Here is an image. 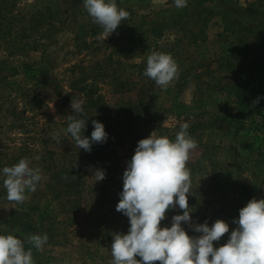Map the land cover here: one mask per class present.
Returning <instances> with one entry per match:
<instances>
[{"label":"rangeland","instance_id":"1","mask_svg":"<svg viewBox=\"0 0 264 264\" xmlns=\"http://www.w3.org/2000/svg\"><path fill=\"white\" fill-rule=\"evenodd\" d=\"M52 1L65 5V0ZM70 1L76 3L77 7L84 6L83 0L66 2ZM35 5V0L17 1V6L24 12ZM132 10L134 14L126 19L129 22L118 26L110 35L116 43L125 47L121 52L123 56L121 61H124L122 69H126L128 73L135 72L130 65L139 63L153 52H159L171 54L178 64L179 73L185 66L196 70V73L203 71L202 76H194L193 81L189 83V88L180 98L183 104L181 107L177 106L175 97L178 95L172 87L176 80L167 89L160 87L156 106L161 113L163 127L173 130L176 124L183 123L185 113L189 114V121H192L193 117L190 115L197 113V110L189 109L192 101H195L193 97L194 99L200 97L205 104L204 108L208 110V114L204 119L210 117L209 114L225 115L223 112L225 108H217L216 104L219 100H225L226 87L239 81L238 73L227 65V61H231L233 67L238 69L244 66L240 76L243 84L242 96L249 101L260 97L264 107V0H187V7L183 8H177L174 0H147L141 9L134 6ZM145 14L155 19L149 21L146 26L135 27L137 25L131 21ZM151 27L155 28V31L161 29L157 46L154 48L151 45L149 50L138 56L135 47L140 39L146 36L153 37L155 31L152 32ZM201 27L204 28L205 40L198 46L189 47L187 42L189 32H195ZM110 36L106 38L102 34L103 39L112 40ZM236 37L247 44L248 57L244 61L239 55ZM70 39V31L62 29L52 37L51 42L46 41L48 44L44 49L46 53H42L44 47L42 44L36 48L34 45L31 46L28 49L30 56L27 61L42 62L46 65L48 56L45 55L52 54L53 75L61 85H65L66 76L62 75L64 69L83 56L68 54ZM183 43H186L185 47H182ZM97 57L103 58L101 55ZM97 57L85 58L84 64L93 63ZM205 70L207 72H204ZM15 79V85H29L21 75L9 80ZM204 81L219 85L222 89L216 88L193 96V87ZM101 89L102 94L109 96L106 87ZM35 91L38 95L34 99L19 97L11 102L14 92L0 86V235L12 234L21 239L25 251L32 252L34 264H112L113 234H127L130 224L125 227L124 221L115 223L109 213L106 214V219L97 217V212L107 213V206L89 209L87 212L82 207L76 214L64 213L42 185L35 192L26 190V199L23 203L7 200V192L3 186L5 178L3 168L17 164L21 158H27L30 163L34 161L28 148L33 139L44 137L40 129L41 123L54 113L57 106L55 98H43L37 88ZM12 103L19 112L23 111L22 116L28 117L23 120L27 123L26 131L23 133L9 128L14 119L3 109L6 106L9 108ZM136 131L139 132L140 128L138 127ZM200 134L201 144L191 152L187 162H194L201 154L205 155V159L195 166L194 172H190L188 203L191 223L202 224L207 221L211 226L217 219L227 222L229 233H226L219 242H214V247H219L227 242L231 231L237 227L233 220L239 218V210L253 198L264 199V166L257 162L255 154V149L261 144V138H253L245 133L233 138L229 117L223 121L220 129L212 132L203 131ZM41 145L42 143L39 147ZM123 149H118L122 158L125 154ZM233 155L239 156L241 165L238 168L229 164V158ZM32 168H38L37 162L32 163ZM43 180L44 176L41 182ZM178 214L182 215L183 210L177 205L166 212L161 227H170L172 217ZM182 227L190 236L200 235L193 231L189 224L182 222ZM45 233L48 241L38 251L28 242V238L33 234Z\"/></svg>","mask_w":264,"mask_h":264},{"label":"trees","instance_id":"2","mask_svg":"<svg viewBox=\"0 0 264 264\" xmlns=\"http://www.w3.org/2000/svg\"><path fill=\"white\" fill-rule=\"evenodd\" d=\"M17 1L0 0V86L14 92L11 102L19 97L36 98L38 95L36 88L43 98L56 99L57 106L54 113L47 116V119L41 123L40 129L44 137L33 139L28 151L33 157L32 160L37 162L41 175L44 176L43 182L40 181L37 184V189L42 185L62 212L76 214L82 207L87 212L89 209L107 206V213L97 212L96 216L106 219V214L109 213L115 223L124 221L126 227L129 220L116 211V205L120 199L119 193L123 190V172L134 155L138 141L147 138L153 131L157 136H167L174 140L180 131V126L185 123L189 125L187 130L189 135L200 145L202 137L200 133L220 129V125L229 117L233 138L244 133L253 138H261V144L255 149V154L257 162L264 166V107L260 99L258 103H253L257 99L256 95L254 101H249L242 96L243 84L240 76L244 66L238 69L233 67L234 64L231 61H227V65L238 73L239 81L228 85L225 89L227 90L225 100H219L216 104L217 108H225L223 111L225 115L209 114L210 117L204 119L208 110L204 108L205 104L200 97L197 99L193 97L195 101H192L189 109H195L197 113L190 115L193 117L192 121H189V114L183 111L185 113L183 123L176 124L173 130H169L162 126L161 113L156 106L160 87L155 81L143 75L148 55L139 63L130 65L129 67L136 71L128 73L126 69H122L124 61H121L123 58L121 52L125 50V47L116 43L111 36L112 40L103 39V29L93 22L84 6L77 7L73 1L66 2L68 0H65L64 6L52 0H35V7L24 12L17 6ZM115 2L118 8L132 15L134 14L132 8L136 6L141 9L147 0H115ZM154 19L145 14L131 22L137 25L135 27L141 28ZM128 22L129 20L124 19L120 26ZM203 27L195 32H189V41H187L189 47L198 46L205 40ZM62 29L69 30L71 33L68 54L70 56L83 54L82 58L64 69L62 75L66 76L65 85H61V82L53 75L54 56L52 57V54L45 55L48 56L46 65L42 62L27 61L30 56L28 49L31 46L34 45L36 48L37 45L42 44L44 46L42 53H46L44 51L45 45H48L46 41L51 42L52 37ZM151 31L154 32L155 28L151 27ZM160 34L161 29H158L152 38L146 36L140 39L135 47L138 56L149 50L151 45L156 48ZM236 41L239 55L244 61L248 57L247 44L241 38L236 37ZM185 45L186 43H183L182 47ZM98 55L103 58L98 59ZM89 56L97 58L93 63L86 65L84 60ZM47 65L49 67H46ZM202 73L203 71L196 73V70L183 67L172 86L178 95L175 97L178 107L183 106L180 98L189 88L193 77L202 76ZM18 75H21L29 85H15L16 79L9 80ZM101 87H106L109 96L102 94ZM193 88V96L216 88L222 89L209 81L200 82ZM72 99L83 102L82 114L72 112L70 107ZM6 107L3 110L8 111L14 119L9 128L17 129L19 133L26 131L27 123L23 120L28 117L22 116L23 111L19 112L14 103L9 108ZM171 107L173 108L174 105ZM69 115L75 119L86 120V127L82 134L89 138L94 130L92 121L101 122L108 134L106 142L93 144L90 152L76 147L75 141L66 132L70 123L67 119ZM175 116L178 117V115ZM33 117L34 115L31 116ZM138 127L139 132L136 131ZM57 135L59 143L54 139ZM119 148H124L123 158L119 155ZM39 151L41 154H38ZM238 157L231 156L229 164L238 168L241 165ZM16 158L19 159V157ZM204 159L205 155L201 154L194 162L187 163L190 172H194L195 166ZM34 161L30 163V167ZM96 169L105 171V179L96 181L95 177H92Z\"/></svg>","mask_w":264,"mask_h":264},{"label":"clouds","instance_id":"3","mask_svg":"<svg viewBox=\"0 0 264 264\" xmlns=\"http://www.w3.org/2000/svg\"><path fill=\"white\" fill-rule=\"evenodd\" d=\"M177 8L187 7V0H174ZM84 7L93 22L103 29L108 38L129 13L118 8L115 0H83ZM143 73L162 89L179 77V67L171 54L153 52L147 57ZM260 97L253 102H259ZM82 101H71L72 112L83 113ZM70 122L66 132L75 146L90 152L93 144L106 142L108 134L104 125L93 120L91 137L82 133L86 120L67 117ZM187 123L180 126L175 139L157 136L138 141L134 155L123 172V190L119 193L116 211L125 215L130 227L127 234L114 233L111 245L112 264H264V199L253 198L239 210L237 226L226 243L214 247V242L229 233V224L217 219L211 226L191 223L188 195L190 194V169L187 162L197 141L188 133ZM57 143L58 135L54 136ZM27 158H21L13 166H6L3 186L7 200L23 203L25 192H35L41 181L39 168L29 166ZM92 177L105 179V171L96 169ZM179 206L182 215H174L170 227H161L166 212ZM189 224L200 233L190 236L182 227ZM47 234H33L28 238L38 251L47 243ZM139 257L140 259H137ZM0 264H34L32 252L25 251L24 242L12 234L0 235Z\"/></svg>","mask_w":264,"mask_h":264}]
</instances>
